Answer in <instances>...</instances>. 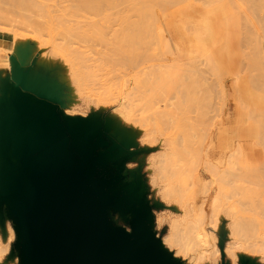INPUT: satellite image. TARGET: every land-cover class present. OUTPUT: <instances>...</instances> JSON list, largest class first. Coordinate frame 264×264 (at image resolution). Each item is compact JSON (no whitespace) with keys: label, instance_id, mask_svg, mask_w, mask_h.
Listing matches in <instances>:
<instances>
[{"label":"rangeland","instance_id":"obj_1","mask_svg":"<svg viewBox=\"0 0 264 264\" xmlns=\"http://www.w3.org/2000/svg\"><path fill=\"white\" fill-rule=\"evenodd\" d=\"M137 1L140 0H129L117 9L100 17H91L95 21H101L102 19V23L108 28L102 37H91L89 35L91 31L88 34H82V31L88 27L85 24L90 23L88 21L91 18L85 19L79 13L68 12L67 9L69 7L67 8L66 6L69 3L64 0H46L47 3L45 4L48 5V11L45 9L46 5H44V10H40L43 8L34 10L39 9V14L46 13L44 12L46 10L48 14H45L44 18L43 15L39 18L34 17L37 13H31L32 10L30 13L34 14V16L28 14V10H26L28 11L27 13L21 9L12 14L10 12L7 18L12 19L10 20L12 22L9 24L3 19L2 23H7V25L0 24V67L12 82L14 90H16L15 95L44 99L50 104V108L57 118L60 111L62 114H67H63L65 116L70 115L71 118L92 121L106 134L111 144L122 147L118 157L126 179L123 183L133 179L142 181L147 202L153 208V230L157 238L162 241V245L164 244L163 247L181 264H244L245 262L248 264H264V127L255 129L256 126H261L264 121V114L260 108L261 116L259 109H256L259 113L258 117L256 112H254L255 118L251 116L253 115L252 111V114H250V110L255 107L254 104L257 102L259 106V103H261L257 101L259 97L261 100L262 95L260 93H264L262 91L264 90V81L261 82V80H264L262 77L264 72L261 73L264 69L260 66L264 59V48L262 50L263 54L258 49H261L262 45H264V43L262 45L258 44L259 42L262 43V35H264V21L262 22L264 20V11H261L263 15L255 13L254 16L252 13H248V16L244 14L245 11H254L251 8V4L248 6V0H246L248 2L243 0L244 3L242 0H147L142 8L138 7L134 8V10L131 6L135 5ZM247 6L252 10L249 11V8V10H246ZM65 7L67 9L62 11ZM4 8L10 9L9 6ZM122 9H126L127 12L124 14L116 13V11ZM41 11L44 13H41ZM39 14H37V17ZM23 16L28 17V20L31 17L37 22L38 26L34 25L36 24L34 23L35 21L33 24L26 23ZM257 16L263 19L260 21ZM122 17L129 19L131 22H140L143 27H146L142 37L137 40L135 45L121 46L116 40L115 34L120 29L119 25ZM246 17L251 20H248L251 25L246 22ZM7 18L5 19L8 20ZM229 20L231 21L230 23H228ZM38 22L42 25L39 26ZM206 29L211 30L212 39L206 45L197 44L194 38L202 34ZM247 29L250 32L247 31L246 35L248 33L253 35L252 32L257 31L259 33L255 35L262 38L261 40L259 38L258 43L254 40L257 38L256 36L252 39L254 40L252 42L254 48L258 49H256V53L253 48L255 52L253 55L255 54V56L252 55V60L256 61L255 67L252 65L254 62L250 60L251 58L249 59L253 52L252 43L249 42L251 45L249 46L251 50H249L246 43L244 42L245 45L243 46L242 42V40L245 41L246 39L245 32ZM240 33L245 36H243L244 39ZM168 38L171 43H166ZM254 42L258 46H255ZM259 45L261 46L259 47ZM259 53L262 55L261 59ZM254 57L255 60L253 59ZM247 59H249L248 62L246 61ZM257 59H260L258 60L260 63L257 62ZM41 63H43V66H41ZM248 63L251 64V67ZM153 65L163 66L160 69L163 75H160L159 79H172L171 75L174 71L179 72V79H182L181 75H183V79H188V77L189 79H196L200 77L197 76L200 72L205 76V79H220V84L214 86L216 92L214 90L213 97L215 99V96L218 97L219 93H223L222 95L224 96L221 97V94H219L220 97L217 100L215 99L218 112L212 127L214 141L210 150L214 158H217L223 153H229L235 147L239 149L243 160L252 163L260 170V175H258L256 181L258 185L256 189L259 191V195L256 194V190L254 194L258 198L254 197L255 206L258 209L254 212L255 215L252 214L256 220L253 219L254 224H252L254 227H249L247 231L235 236V239L242 245L236 257L229 254L226 250L230 241V221L225 216L220 219L219 223L216 218L213 219V225H218L219 230L217 245L222 243V246H219V261L209 254H206L201 260H194L192 256L196 255L195 252H188L187 255L177 254V247H170L168 243H163L172 234L171 224L175 220L180 219L184 211H188L186 206L192 203L196 193L190 187L187 196L181 197L179 201L171 200L164 196L163 190L160 188L164 184H159L154 178V161H156L161 151L162 141L166 138V132L160 131L158 125L151 119H147L145 116V118L142 117V113L146 111L143 108L147 107L141 108L144 103V100H142L143 102L140 101L141 96L135 98V100H139L136 103L134 100V97L139 95L137 92L140 88L138 87L137 92H135L138 84L134 82L140 79H150V77L142 74V70ZM258 65L262 71L259 70ZM35 66L36 68H34ZM248 66L251 69L252 66L253 69L258 68L260 72L257 69V71L253 70L258 72V74L254 72L255 75H253L254 73L248 72H252V70H248ZM40 67L44 68L43 71ZM188 71H192L191 73L193 74L196 72V78L193 74V77L190 78L191 75L187 74ZM35 73H38V78L36 79L45 78L47 75L50 76H47L48 78L46 77L41 82H34L32 79H35ZM202 74L198 75L202 76ZM249 74L255 77H252V75L249 77ZM260 76L261 78H259ZM250 78L251 81L252 79L255 80V82L252 81L253 84L250 81V84L253 85L252 88H256L259 92L262 91L259 93L261 96L257 95L256 91H254L256 94L251 91V85L249 86L248 83ZM54 79H57L56 83H54ZM257 79L261 80L258 81ZM257 82H260V84ZM53 83L54 86L52 85ZM255 83L260 89L256 87ZM55 84H58V89L53 88ZM134 84L135 86L137 85L135 88ZM220 85L223 87L221 88ZM218 89L220 91L223 89L224 92H220ZM143 90L139 91L145 94L146 92ZM4 91L0 86V92L4 93ZM251 92L258 96L257 100H250L252 98L250 96ZM215 93L216 95H214ZM6 95L8 96L9 93H6ZM248 95L250 98H248ZM256 96H254L255 99ZM263 98L262 100H264ZM125 101L132 105L130 106L131 108L138 109V112L134 111V109L132 110L134 113L130 111ZM62 103L66 108L65 110H67L66 112L60 110L59 106ZM137 104L139 107L135 108ZM261 104L260 107L262 106ZM143 105L146 106L145 103ZM141 109L144 111L139 112ZM256 110L254 109V111ZM117 112L124 114L120 118ZM145 113L144 115H146ZM148 115L149 117L151 116L149 113ZM113 116L117 118L115 119ZM12 117L13 115H7L4 119ZM261 117L262 121L260 120ZM28 118L22 120L23 128L33 126L35 119L30 116ZM107 119L110 121L113 119L112 123L115 120L117 122L120 121V128H125L127 132L131 133L134 138L133 144H130L131 146L128 148L124 147L128 143H122L123 139L121 141L118 138L121 135L117 136L118 133L116 137L112 131L105 128L110 123ZM106 120L108 121L107 124ZM108 131L111 132V135L108 134ZM209 181L210 179H207L204 183L209 184ZM123 183L120 185H123ZM201 191L203 192V189ZM215 197L216 194H213L210 200L213 201ZM199 207H203L204 214L207 219L209 218L208 223H210L212 216L210 202L205 203L203 206L201 203L197 204L196 210ZM111 219L116 225L130 230L127 222L128 218L111 213ZM180 232L186 233V230H181ZM184 236L187 237V235L183 234ZM185 237L181 239L185 240ZM16 244L15 225L8 216L6 206H1L0 264H21L19 252L15 247Z\"/></svg>","mask_w":264,"mask_h":264},{"label":"bare ground","instance_id":"obj_2","mask_svg":"<svg viewBox=\"0 0 264 264\" xmlns=\"http://www.w3.org/2000/svg\"><path fill=\"white\" fill-rule=\"evenodd\" d=\"M64 1L69 3V5L66 6L67 8L69 7V9L65 7L62 9V11L67 9L68 12L79 13L80 16L84 17L85 19H90L91 17L93 18L100 17L107 12L113 11L117 9L120 5H122L123 3L129 0H64ZM132 1H136V0H132ZM244 1L245 2L249 1L248 6H250L251 4V8L254 9L255 11V12L253 11L254 13L245 11L244 14H247L248 16L251 13L253 15L255 13L263 15L261 11L262 10L264 11V0H248V1L244 0ZM244 1L242 0L243 3ZM145 2H147V0L137 1L135 5L131 6V8L132 9L138 7L142 8L145 5ZM45 3H47L46 0H0V21H1L0 24L7 25V23H2L3 19L5 22H8L10 24L12 22L10 20L12 19L7 18V15L9 16L15 11H20L18 9L25 11L28 10L29 12L26 11V13L28 12V14L30 15H32L31 13L39 14L40 11L38 12V10L40 8H43L40 10H44L45 8L44 5H46L45 9L48 11L47 9L48 5ZM5 6H9L10 9H5L4 8ZM248 6L246 7V10L250 9V7ZM36 8L39 9L34 11ZM252 9H250L249 11H251ZM46 10L44 11L46 13L41 11V13L44 14H39L40 16L38 15V17L37 14L36 16H34L33 14L32 16L39 18L43 15L44 18L45 17L44 15L48 14ZM126 12H127L126 9L116 11L117 14H124ZM23 17L26 23L29 22L30 24H33V22L35 21L31 17L30 18L32 19V22L30 18L28 20V17L26 16ZM247 17H246V22H248L249 20ZM5 18H7L8 20H6ZM263 18L261 17L260 19V16H257V19L260 21ZM91 20L88 21L90 23L85 24V26L88 25L87 27L88 29L85 28V30L82 31V34L85 35L88 34L89 31H91V33L89 34L91 35V37H95V36L102 37L105 34L104 32L108 30V28L104 26V24L102 23V19L101 21L100 20L95 21L91 18ZM120 21H121L119 25L120 29L115 34L118 44H120L121 46L129 45V44L135 45L137 43V40L140 37H142L144 29L146 27H143V24L140 22H131L129 19H126L125 17H122ZM263 21L264 20H262V22ZM230 22L231 21L229 20L228 23ZM34 23H36L34 25H37L36 21ZM248 23L250 24V22ZM40 25L42 24L40 23L39 26ZM248 29L251 30V28ZM248 29L245 32L246 37L243 35L246 39L245 41L242 40V42H243V46L245 45L244 42L246 43L248 47V48L246 47L247 49H249V46L252 45L251 48L253 51L254 46L252 42L256 40V43H258L259 38L260 40L263 38L262 43L261 42L258 43L262 45L264 43V35H262L263 36L262 38L257 37V35H255L259 33V32L257 33V31H254V33L252 32L254 36L251 34L250 36L249 33L246 35L247 31H249ZM255 36L258 39L256 38L252 40L253 37L255 38ZM211 37H212L211 30L206 29L203 31L202 34L196 36L194 40L199 45H206L208 44L207 42H209V40L212 39ZM167 41L166 43H171V40L169 38ZM249 42H251L252 44L250 45ZM258 44H256L255 46H258ZM261 45H259V47ZM262 46L263 47H261V49L260 48L258 49L259 51L261 50L260 52L263 54L264 45ZM251 48L249 50H251ZM256 49L257 48L255 47L254 51ZM257 50L255 51L256 53ZM254 51L252 52V54L250 53L251 54V57L249 56V59L251 58L250 60H252V57L255 56V54L253 55V53H255ZM259 56L261 59L262 55L260 54ZM249 59H247L246 61L248 62ZM253 59L255 60V57ZM260 59H257V62H259L258 60ZM262 62L261 63L259 62L261 64L259 65L264 69V65L262 66L264 62L263 63ZM255 63L256 61L252 65L254 66ZM259 65L257 67L260 68ZM38 66L40 65L38 64ZM41 66H43V63H41ZM249 66L251 67V64H249ZM253 66L252 69L250 67L248 68V70H252V72L251 71L248 72L252 74L255 72L258 74V72H260L259 70L262 71L261 68L259 70L258 68L253 69ZM162 67L159 65H153L144 68L142 70V74L144 76L150 77V79H140L137 80V82L135 81L134 83L138 84V86L136 85L137 87L134 84V88L136 87L135 92H137L138 87L140 88L142 87V88L138 89L137 94L139 95L135 96V94L132 93V95L135 96L134 100L136 97L141 96L140 101L143 102L142 100H144V103L146 104L145 106L143 105L144 103L143 104L140 103L142 104V106L140 105L141 108L143 107H147V108H143L146 109V111L141 109L139 110V112L144 111V113L148 112L151 115L149 117L148 113H145L147 116L144 115V113H142V117L143 118L147 117V119H151L155 124L158 125L160 131L166 132V138L162 141L161 151L158 154L156 161H154V165H153L154 178L155 180H157L159 184L161 183L164 184V186L160 188L163 190L164 196L171 200L179 201L181 197L183 198L184 196H187L190 187L196 193L195 198L192 199V203L186 206V208H188V211L187 212L184 211V214L181 215L180 219L175 220L171 224L172 234L169 235L164 240L163 243H168L170 247H177L178 248L177 254L187 255L188 252H195L196 255L192 256L194 260H201L205 257L206 254H209L211 257L216 258V260L219 261L220 260V258H218L219 250H220L219 246H222V243H219L220 245L219 244L217 245L216 241L218 240L217 237L219 236L218 235L219 230H218V225L217 226L213 225L214 222L213 219L216 218L217 222L219 223L220 219L223 216H225L230 221L229 222L230 241L227 244L226 250L229 254L236 257L238 251L242 248V245L238 240L235 239V236L247 231L249 227H254L253 225L254 224L253 219H255L253 218L255 215L254 212H256L258 209L256 208L254 201V197L257 198V196H254V194H255V190H256V194L259 193V191L256 189V186H258L256 181L258 175H260V170L252 163L243 160L241 158V153L239 149H236L235 147L231 149L229 153L227 154L223 153L221 156L217 158H214V155L210 150V147L214 141V132L212 130V127L218 112L216 100L218 99V97L224 96L222 95L223 93L218 92V90L219 89L221 90V88L223 87V86L221 87L220 85L221 88L218 87L219 89L217 90V92L221 95L219 96L218 94V97L215 96L216 99L215 100L213 97L214 90L216 92L214 86L220 84L221 80L207 79V78L205 79L204 78L205 76H203L202 72L200 71L199 72L202 74V76L198 75L200 74L198 72H197L198 73L197 76H200L201 78L200 77L196 78L195 76L196 72H194L195 74H193L191 73L192 71L191 72L188 71L187 74L191 75L190 78L194 76L196 79L193 78L189 79L188 76H187L188 79H183L184 78L183 75H181L182 79H179L180 74L178 71H174L172 73L171 75L172 79H159L160 75H163V72L160 70ZM34 68H36V66ZM40 68H42L43 71L44 68L43 67ZM256 69L258 70V72H256L257 71ZM45 72L47 71L45 70ZM263 72L264 70L261 73ZM255 73L253 75H255ZM252 74H249V77ZM37 75L38 73L36 74V77L34 76L35 79H32L34 82H41L43 81V79L45 80L47 76L48 77L50 76L47 75L45 78L43 77L42 79H36L38 78ZM253 75L252 77H255ZM261 76L259 78H261ZM262 77L264 78V75ZM251 78L248 79L249 86L251 85L250 86L251 88L250 87L249 88L251 89L252 92L256 91L257 95L261 94L262 97L260 100L259 99L260 97L258 98V96L254 95L251 92L252 94H250V96H252V98H250L249 95L248 98H250V100L251 99L257 100L258 98L257 101L263 103L264 100H262V98L264 96V93L262 94L260 92L264 90L259 92L258 90H256V88H252L253 87L252 81L255 82V80L252 79L251 81ZM56 80L54 79L55 81L54 83L57 82ZM250 81L252 84H250ZM262 81L264 80H261V82ZM54 83L52 84L53 86ZM257 83H255L256 87H258ZM258 84H260V82ZM0 86L5 90L4 93L0 92L1 93L0 96L2 97L3 95L2 98L0 97L1 99L0 102L16 94V90H14L12 82L7 77L5 72L1 69V67H0ZM57 87L58 84H55V87L53 88L58 89ZM258 88L260 89V87ZM142 89H144L143 91L146 92L145 94L144 92L141 93L139 91V90L142 91ZM256 92L254 93L256 94ZM6 93H9V95L7 96ZM214 95H216V93ZM254 96H256V99ZM136 101L139 100L136 99L135 103ZM261 103H259L258 106V103L256 102V104H254L256 108L253 106L254 107L253 110H250V114H252L253 112V115H251L253 118L256 117L254 112L258 113L257 110L259 108L263 110L262 112L264 114V109H263L264 103L263 104ZM260 104L262 105L261 107ZM256 105L258 106V108ZM126 106L127 108L129 106L130 111L134 109L133 107L132 108L130 107L132 105H129V103H127ZM59 107L61 111L63 112L67 111L65 110L66 108L63 105V103ZM138 107H139L138 104L135 105V108ZM254 109L257 110L254 111ZM260 109L258 111L261 113ZM135 110L136 109H134V111ZM25 111L26 110H24L22 113H25ZM134 111L132 112L134 113ZM136 112H138V109L136 110ZM117 114H119L121 118V116H123L124 113L117 112ZM29 115L32 119L33 118L35 119L33 126H31L30 128L21 127V124L19 125V120L18 117H16V115L10 119H4L0 121V140H1L0 141V177L3 174V171L6 169L5 167L13 166L14 160L12 158V155H15V157L18 156L19 150L22 148L23 145L27 147H34L35 145L39 144V142L43 140H48L53 136V131H54L53 127L55 124V117L53 113L38 115L31 112ZM258 115L259 113L257 114V117ZM261 115L262 113L260 114V116ZM68 116L70 117V115ZM261 119L262 117L260 118V120ZM107 120L105 121L106 124L108 122ZM112 120L113 119H111V121L109 120L110 123H108V125L105 128L112 131V133L115 134L114 136H116L119 133L117 136L121 135L122 138L121 137L118 138H120L121 141L123 139L122 142L123 144L128 143V145H124V147L128 148L129 146H131L130 144H133L134 142L133 136L129 131L127 132L125 128H123L125 130L120 128L121 127L119 126L120 121L117 122V120H115L117 123L115 121L114 123H112L113 122ZM263 122L261 123L259 121V123H261V126L257 124L260 127L256 126L255 129L263 128L264 127L262 126L264 124ZM110 133L111 132H109L108 134ZM207 179H210L209 184L204 183ZM0 186H1V182H0ZM202 189L203 192L201 191ZM120 192L124 193L123 198H125V202H126L122 207L124 211H119L122 214L125 211L130 210L134 202H140L143 199V197H145V188L140 179L138 180L133 179L131 181L129 180L128 182L123 183V185H120ZM182 193L183 195H181ZM213 194H216V197L212 201L210 200V198ZM209 202L212 208V216L210 218L211 220L210 223H208L209 218L207 219L204 214L203 207H199L198 210H196L197 204L201 203L203 206L205 203H209ZM252 214L254 215L252 216ZM150 221L152 223V215L150 216ZM184 229L186 230V233L185 232L181 233L180 231L181 230L185 231ZM180 234H182L181 237H179ZM183 234L187 235V237L184 236L185 240H183L184 239ZM176 236L178 239L176 238ZM183 241L185 242L183 243Z\"/></svg>","mask_w":264,"mask_h":264},{"label":"water","instance_id":"obj_3","mask_svg":"<svg viewBox=\"0 0 264 264\" xmlns=\"http://www.w3.org/2000/svg\"><path fill=\"white\" fill-rule=\"evenodd\" d=\"M1 102L0 120L16 115L21 127L31 112L54 114L44 99L13 95ZM54 117L53 136L23 145L0 177V207L15 225L21 264H181L157 238L146 196L119 212L126 203L122 147L92 121L60 111ZM111 213L128 218L130 230Z\"/></svg>","mask_w":264,"mask_h":264}]
</instances>
